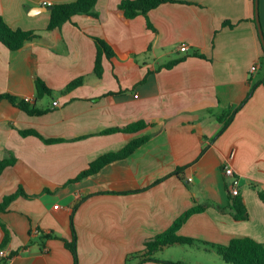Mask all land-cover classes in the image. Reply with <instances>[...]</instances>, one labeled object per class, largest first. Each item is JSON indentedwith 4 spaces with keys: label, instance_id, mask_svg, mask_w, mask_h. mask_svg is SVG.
I'll use <instances>...</instances> for the list:
<instances>
[{
    "label": "crops",
    "instance_id": "obj_1",
    "mask_svg": "<svg viewBox=\"0 0 264 264\" xmlns=\"http://www.w3.org/2000/svg\"><path fill=\"white\" fill-rule=\"evenodd\" d=\"M73 1L0 0L13 28L40 35L18 50L0 41V93L30 97L42 110L31 115L0 101V158H17L0 175V204L20 186L35 195L19 196L0 212V245L4 226L10 231L0 264H74L65 244L73 239V213L79 264H204L166 254L169 247L144 262L136 256L185 211L203 204L207 208L192 214L178 234L200 240L205 253L223 259L211 243L234 237L264 243V201L257 191L264 188V44L255 0L165 2L150 10L152 27L143 14L127 18L122 0H98L93 14L48 30L50 6ZM259 14L264 34V0ZM95 37L115 52L103 55L101 77ZM81 76L80 85L64 91ZM37 77L53 94L38 96ZM255 84L221 132L220 117L227 120ZM141 120L149 125L138 131L102 133ZM26 129L42 137L24 135ZM146 136L128 157L69 183L103 154ZM51 138L61 140L46 142ZM228 164L241 179L244 220L234 217Z\"/></svg>",
    "mask_w": 264,
    "mask_h": 264
},
{
    "label": "trees",
    "instance_id": "obj_2",
    "mask_svg": "<svg viewBox=\"0 0 264 264\" xmlns=\"http://www.w3.org/2000/svg\"><path fill=\"white\" fill-rule=\"evenodd\" d=\"M174 0H122L119 4L120 9L123 11L124 15L127 18L136 17L139 14H143L147 17L148 25L152 27V24L149 19L150 10L159 6L162 3L170 2ZM98 0H76L68 3H57L53 6L51 10V18L50 22L47 26L48 30H52L58 27H61L64 22L71 20L77 14H93L94 8L97 4ZM231 25L230 21H225L224 25ZM40 38L38 34V30H25L22 28H13L4 18V16L0 13V41L6 45L11 50H18L22 48L26 42L30 40H34ZM98 53L96 58L95 65V73L97 76L101 77L103 74V55H107V57L111 58L114 56L115 52L113 46L104 38L95 37ZM195 55L204 57V54L201 52H195ZM186 56L174 59L166 64L163 67L171 68L178 64L180 61L185 59ZM264 60V56H263ZM162 67V66H161ZM83 76L76 78L72 82H70L64 91H69L74 87L80 85L83 82ZM259 82H263L261 79ZM255 84L247 98L238 105L229 115V118L226 120L223 117H220V120L224 121L223 128L221 130L224 131L226 127L230 124L234 113L240 109L247 100L252 96L255 88ZM36 87L38 91V96L43 97L45 95L53 94L54 90L50 88L47 83L40 77L36 79ZM3 99L10 100L14 105L18 106L25 112L31 115L41 114L42 110L38 109L36 105L31 104V102L26 101L25 98H21L19 96H15L10 93H0V101ZM230 114V113H229ZM149 124L144 121H138L132 123L125 127H112L104 130L102 133H113L118 131L124 132H134L140 129L147 127ZM24 135H37L42 137V135L36 129H26L22 130ZM61 139L51 138L46 139V142L52 143L56 141H60ZM148 140V137H141L135 139L126 146H124L121 150L116 152H110L103 154L95 161L91 162L89 167L83 170L76 178L70 180L69 183H73L79 181L85 177L93 175L100 171L105 165L118 160L128 157L132 154L138 147L144 144ZM17 161V158L12 156L9 158H0V175L4 172V170L11 165H14ZM258 194L260 198L264 201V188H259ZM19 196H24L31 198L35 195H29L26 193L22 186L19 187L18 191L6 196L3 202L0 204V212H4L8 209L10 203L18 198ZM232 205L235 208L234 217L237 220H244L248 218V210L245 205L244 199L241 195L231 196ZM78 208V204L74 207V212ZM207 208V205H195L185 211L181 216H179L174 223L164 232L158 234L152 240H148L145 244V249L136 254V256L141 257V262L146 261L147 259H152L155 252L164 250L167 247L176 244H188L194 245L197 243L195 238L181 236L178 234L181 226L188 220V218L197 212H202ZM74 213L72 215V230H73V239L72 241H66V246L72 251L74 255V264H79V256L77 249V232L74 225L73 220ZM5 229V238L0 245V248H3L10 241V231L4 226ZM205 244H209L210 242L201 241ZM212 246L217 250V252L223 257V259L228 263L233 264H264V243L256 240L251 236H243V237H234L227 244H217L211 243ZM15 252H12L8 258L5 259V262L11 258Z\"/></svg>",
    "mask_w": 264,
    "mask_h": 264
},
{
    "label": "rangeland",
    "instance_id": "obj_3",
    "mask_svg": "<svg viewBox=\"0 0 264 264\" xmlns=\"http://www.w3.org/2000/svg\"><path fill=\"white\" fill-rule=\"evenodd\" d=\"M46 99H49V96L46 97ZM180 246H184L180 247ZM203 247L201 245H188V244H176L172 247H169V251H166V254H172L177 259H183L184 261H189L192 263H197V261H200L204 264H223V259H217V255H211L209 253H205L207 251H203ZM168 252V253H167ZM207 254V255H205ZM219 260V262H217ZM221 262V263H220ZM233 264V263H228Z\"/></svg>",
    "mask_w": 264,
    "mask_h": 264
},
{
    "label": "built area",
    "instance_id": "obj_4",
    "mask_svg": "<svg viewBox=\"0 0 264 264\" xmlns=\"http://www.w3.org/2000/svg\"><path fill=\"white\" fill-rule=\"evenodd\" d=\"M181 51H187L188 50V45L187 44H182L180 46ZM257 65H254L252 67V71L257 70ZM26 101L31 102L30 97L25 98ZM55 105H59V101H55ZM225 174L231 178V182L229 184V191L233 196L240 195V187H241V179L240 176L235 172L234 168L231 165H225L224 166ZM1 255H6L5 250L0 251Z\"/></svg>",
    "mask_w": 264,
    "mask_h": 264
},
{
    "label": "water",
    "instance_id": "obj_5",
    "mask_svg": "<svg viewBox=\"0 0 264 264\" xmlns=\"http://www.w3.org/2000/svg\"><path fill=\"white\" fill-rule=\"evenodd\" d=\"M259 4H260V0H255L256 21H257V24H258V28H259V31H260V36H261L262 42L264 44V34H263V31H262V26H261V20H260V14H259ZM50 9H52V6H50Z\"/></svg>",
    "mask_w": 264,
    "mask_h": 264
}]
</instances>
